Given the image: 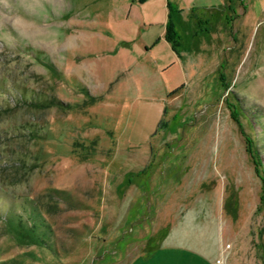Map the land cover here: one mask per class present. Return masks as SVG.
Returning a JSON list of instances; mask_svg holds the SVG:
<instances>
[{"label": "rangeland", "instance_id": "obj_1", "mask_svg": "<svg viewBox=\"0 0 264 264\" xmlns=\"http://www.w3.org/2000/svg\"><path fill=\"white\" fill-rule=\"evenodd\" d=\"M154 261L264 264V0H0V264Z\"/></svg>", "mask_w": 264, "mask_h": 264}, {"label": "trees", "instance_id": "obj_2", "mask_svg": "<svg viewBox=\"0 0 264 264\" xmlns=\"http://www.w3.org/2000/svg\"><path fill=\"white\" fill-rule=\"evenodd\" d=\"M172 32H173V28H172V25H171V21H169V23H168V26H167V38L169 37V39L171 40V36H172ZM233 115V117H235L234 116V113L232 114ZM235 118H237V117H235ZM246 141H247V151H248V153H250L251 155H254V151H253V141L249 138H247L246 139ZM253 157V156H252Z\"/></svg>", "mask_w": 264, "mask_h": 264}, {"label": "crops", "instance_id": "obj_3", "mask_svg": "<svg viewBox=\"0 0 264 264\" xmlns=\"http://www.w3.org/2000/svg\"><path fill=\"white\" fill-rule=\"evenodd\" d=\"M158 252L157 251H153L152 253V256L155 258L157 256ZM135 264H138L137 262ZM154 264H157L155 261H154Z\"/></svg>", "mask_w": 264, "mask_h": 264}]
</instances>
